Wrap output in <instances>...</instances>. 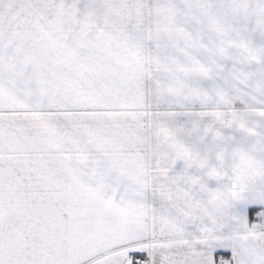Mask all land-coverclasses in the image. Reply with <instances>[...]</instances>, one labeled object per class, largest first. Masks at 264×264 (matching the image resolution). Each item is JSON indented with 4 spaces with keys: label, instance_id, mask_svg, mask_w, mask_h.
I'll use <instances>...</instances> for the list:
<instances>
[{
    "label": "snow or ice",
    "instance_id": "1",
    "mask_svg": "<svg viewBox=\"0 0 264 264\" xmlns=\"http://www.w3.org/2000/svg\"><path fill=\"white\" fill-rule=\"evenodd\" d=\"M0 264H264V0H0Z\"/></svg>",
    "mask_w": 264,
    "mask_h": 264
}]
</instances>
